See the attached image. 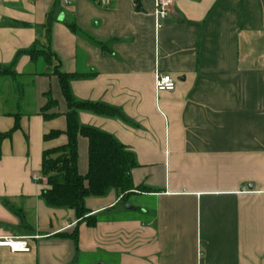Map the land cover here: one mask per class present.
I'll use <instances>...</instances> for the list:
<instances>
[{"label":"crops","instance_id":"crops-1","mask_svg":"<svg viewBox=\"0 0 264 264\" xmlns=\"http://www.w3.org/2000/svg\"><path fill=\"white\" fill-rule=\"evenodd\" d=\"M46 48L76 100L126 120L79 124L138 165L132 210L116 191L88 198L91 228L41 200L43 152L67 142L58 79L28 55ZM0 69L15 73L0 77V238L35 237L27 254L0 247V264H264V0H175L159 30L154 0H0ZM156 72L172 93L156 95ZM87 152L79 138L82 175Z\"/></svg>","mask_w":264,"mask_h":264},{"label":"trees","instance_id":"trees-1","mask_svg":"<svg viewBox=\"0 0 264 264\" xmlns=\"http://www.w3.org/2000/svg\"><path fill=\"white\" fill-rule=\"evenodd\" d=\"M51 22L46 25L50 32ZM33 62L41 59L48 68V73L57 77L62 97L66 103L65 114L66 145L43 152L41 163V179H45L48 190L42 192L41 200L51 209L74 210L77 219L85 220L88 227H94L96 218L88 216L90 213L84 206L88 198H102L110 191H116L120 201L126 203L134 191L131 171L138 167L135 156L125 146L107 133L86 128L79 124L78 113L87 112L95 116L126 121L122 113L110 106L100 103H86L76 100L70 91V81L74 78L61 71V63L57 56L49 49H32L28 52ZM1 76H15L10 69L1 70ZM47 104L41 110L44 120H51L54 115L48 112L56 107V102L48 95ZM60 135L50 132L44 136V141L52 140ZM7 135L0 136V139ZM88 141L87 171H78V139ZM39 179V180H41ZM73 241L77 239L74 230L70 235Z\"/></svg>","mask_w":264,"mask_h":264},{"label":"built area","instance_id":"built-area-1","mask_svg":"<svg viewBox=\"0 0 264 264\" xmlns=\"http://www.w3.org/2000/svg\"><path fill=\"white\" fill-rule=\"evenodd\" d=\"M187 1V0H184ZM175 0H154L155 29L159 30L163 22L167 19L169 11ZM176 88V80L166 73L156 72L154 76V90L156 95L172 93ZM34 182L38 181L36 176H32ZM35 237L0 238V247L7 248L12 254H27L30 252L29 241Z\"/></svg>","mask_w":264,"mask_h":264},{"label":"rangeland","instance_id":"rangeland-1","mask_svg":"<svg viewBox=\"0 0 264 264\" xmlns=\"http://www.w3.org/2000/svg\"><path fill=\"white\" fill-rule=\"evenodd\" d=\"M13 91V90H12ZM14 93V92H13ZM12 97V96H11ZM128 202H129V204H127V205H132V204H135V201H133V198L132 197H129L128 198V200H127ZM126 205V204H125ZM125 205H123V202L122 203H120L118 206H117V209H119L121 212H123L124 214H128V211H125ZM112 215H114V214H112ZM111 214H109V215H106V217L107 216H112ZM107 218H109V217H107ZM103 259V258H102Z\"/></svg>","mask_w":264,"mask_h":264},{"label":"water","instance_id":"water-1","mask_svg":"<svg viewBox=\"0 0 264 264\" xmlns=\"http://www.w3.org/2000/svg\"><path fill=\"white\" fill-rule=\"evenodd\" d=\"M135 5H136L137 8H140L139 1H136V2H135ZM125 209H126V210H132V207H130V206H126Z\"/></svg>","mask_w":264,"mask_h":264}]
</instances>
